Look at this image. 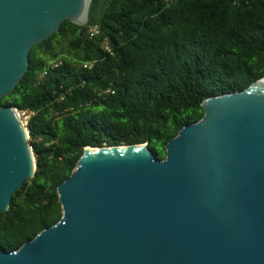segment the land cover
<instances>
[{"label":"water","instance_id":"water-1","mask_svg":"<svg viewBox=\"0 0 264 264\" xmlns=\"http://www.w3.org/2000/svg\"><path fill=\"white\" fill-rule=\"evenodd\" d=\"M90 0H0V213L36 169L3 106L29 52ZM85 8L86 17L80 21ZM201 102L157 160L145 144L86 147L57 187L61 218L0 264H264V86Z\"/></svg>","mask_w":264,"mask_h":264},{"label":"trees","instance_id":"trees-1","mask_svg":"<svg viewBox=\"0 0 264 264\" xmlns=\"http://www.w3.org/2000/svg\"><path fill=\"white\" fill-rule=\"evenodd\" d=\"M28 61L1 99L30 114L36 165L0 213L6 252L59 221L84 148L145 144L163 160L204 99L264 77V0H90L84 25L63 21Z\"/></svg>","mask_w":264,"mask_h":264},{"label":"built area","instance_id":"built-area-1","mask_svg":"<svg viewBox=\"0 0 264 264\" xmlns=\"http://www.w3.org/2000/svg\"><path fill=\"white\" fill-rule=\"evenodd\" d=\"M89 31L91 32V33H95L96 32V29L95 28H93V27H90L89 28ZM19 114V116H20V114H21V116H25V120L23 121V124H24V126L26 127V124H27V120H28V117H29V113H27V112H22V113H18ZM24 118V117H23Z\"/></svg>","mask_w":264,"mask_h":264},{"label":"bare ground","instance_id":"bare-ground-1","mask_svg":"<svg viewBox=\"0 0 264 264\" xmlns=\"http://www.w3.org/2000/svg\"><path fill=\"white\" fill-rule=\"evenodd\" d=\"M85 12L86 11H85V8H84L83 13H82V15L80 17V21H84V19L86 17V13ZM260 84H262L264 86V79L260 82Z\"/></svg>","mask_w":264,"mask_h":264},{"label":"rangeland","instance_id":"rangeland-1","mask_svg":"<svg viewBox=\"0 0 264 264\" xmlns=\"http://www.w3.org/2000/svg\"><path fill=\"white\" fill-rule=\"evenodd\" d=\"M23 117H24V118H23ZM20 118H21L22 122L25 120V116H21V114H20ZM29 141H30V139H29V136H28V140H27V142L29 143ZM32 155H33V157H34L33 151H32ZM34 160H35V158H34Z\"/></svg>","mask_w":264,"mask_h":264}]
</instances>
